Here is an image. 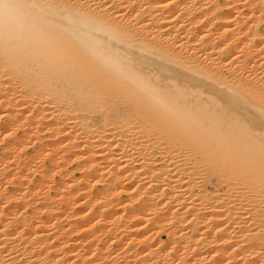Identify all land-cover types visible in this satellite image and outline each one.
<instances>
[{
	"label": "bare ground",
	"instance_id": "6f19581e",
	"mask_svg": "<svg viewBox=\"0 0 264 264\" xmlns=\"http://www.w3.org/2000/svg\"><path fill=\"white\" fill-rule=\"evenodd\" d=\"M0 121V264H264V0H0Z\"/></svg>",
	"mask_w": 264,
	"mask_h": 264
},
{
	"label": "rangeland",
	"instance_id": "374dc122",
	"mask_svg": "<svg viewBox=\"0 0 264 264\" xmlns=\"http://www.w3.org/2000/svg\"><path fill=\"white\" fill-rule=\"evenodd\" d=\"M231 89H232V88H229L230 91H231ZM232 92L235 93L237 96L240 97V94H239V93L237 92V90H235L234 88L232 89ZM247 106H248V105H247ZM248 107L250 108L251 106L249 105ZM95 120H97V121H95ZM95 120H94V121H95L96 123L99 122V118H95ZM0 124H2V121H0ZM97 124H98V123H97ZM31 148H32V146H31L30 148L27 149L28 153H31V152H32V149H31ZM166 151H167V150H165V152H166ZM165 152H161V153H160V152H159V153H158V152H153V153H152V152H147V151H142V152L136 151V152H134V154H133V151H132V152L129 153V156H128V157H129V158H128L129 161H128V163L131 161L129 164H131V165L133 164V165H134V166L132 165V166H133V169L136 168V169H135L136 172H135L134 170H132V171H131L132 173H130V169H131V167H130V165H129V166H128V169H129V170L127 171V172L130 173V177L133 175V176H132V179H131V178H130L131 180L129 179V182H133V183H129V185H130V186L133 185V186L131 187V189H129V185L127 186L128 189H129V190H128L129 194H130V190H132V188H134V189H133L132 192H131L132 194H130V195L128 194L127 197H126L127 202H128V203L131 202V203H130L131 205H128V208H130L129 210L131 211V213H134L133 210L136 208V205H135V202H134V198H135V197H132V195L136 194V197H138V195H139V194H138V191H136L137 193H136V192H133L134 190H137V186H138V181H137V179H138V178L140 179V178L143 177V176H145V177H143V181H144L145 179H146V180L148 179L147 182H146V180H145V182L142 183V185H144V186L141 185L142 188H143V190H144V187H145V186H147V189H145L144 191H142V189L140 190L141 192H145V193H141V195L146 199V198L148 197V194H147V197H146V192L149 193L148 191H150V190H154L153 188H150V186H149V185L151 184V182H152V181H151L152 177L150 176V174H148V172H149L151 169H155V168H158V170H160L161 168H163V170H164V167L166 168L165 170H168V171H169V167L171 166L170 163L172 162V160L169 159V157H170V158L173 157V156L176 157L178 162H176V161H175V162L178 163V164H179V162H180L179 165L182 166V168H184V169H185V168H190V167H192V165H193V167L195 166L194 168H196V167H199V168L201 167V168H202V167H203V168H204V169L202 168L203 172H204V173H208L206 176H208L209 179H208V177H207V178L205 177L208 181L211 180L212 182L215 181V183H216V182L218 183L222 171H223V173H222V174H223V178H225L226 180L229 179V173H228V171H227V169H228V165H227V168H226V164H227V163H225V164H223L224 162L222 163L223 168H224V169L226 168V169H225V170H224V169H223V170L221 169L222 171L219 173L218 170H217V172H216V168H215V166H212V165H213L212 162H211V165H210V164H206L207 162L205 161L206 163L204 164V166H203V164L201 163V160H198V161L195 162L196 158L198 159L197 154H193V156H191V155L188 154V153H177V154L172 153V154H171L170 151H169L168 153H170L172 156L170 155V156L168 157L169 154H168V153H165ZM131 153L133 154V156H131ZM135 153H139V154L137 155V157H138V156H141V157L138 158V160L136 159L137 157H136V154H135ZM157 153H158V154H157ZM151 154H153V155H151ZM154 154H155V155H154ZM174 154H175V155H174ZM144 155H145V156H144ZM156 155H157V156H156ZM162 155H163V156H162ZM166 155H167V156H166ZM194 155H196V156H194ZM143 156H144V157H143ZM150 156H152V158H150ZM189 156H190V157H189ZM210 156H212V155H210ZM113 157H114V156H113ZM135 157H136V158H135ZM142 157H143L144 159H143ZM199 157L201 158L202 156H199ZM132 158H133V159H132ZM191 158H192V160H191ZM140 159H141V160H140ZM150 159H152V160H150ZM165 159H168V160H165ZM134 160H136L137 162L134 161ZM143 160L146 161V162H143ZM147 160H148V161H147ZM133 161L135 162V164L132 163ZM140 161H141V162H140ZM155 161H156V162H155ZM202 161H203V160H202ZM209 161H210V160H209ZM150 162H151V163H150ZM138 163H141V164L138 165ZM146 163H147L148 165H146ZM160 163H161V164H160ZM168 163H169V166H168ZM194 163H195V165H194ZM197 163H200L201 166H200L199 164H197ZM203 163H204V161H203ZM136 164H137V165H136ZM153 164H154V165H153ZM166 164H167V165H166ZM181 164H184V166L181 165ZM186 164H187V165H186ZM189 164H191V165L189 166ZM90 165H91V163H90ZM90 165H89V166H90ZM144 165H145V166H144ZM149 165H150L151 167H150ZM185 165H186V167H185ZM196 165H199V166H196ZM207 165H208V167H207ZM139 166H140V167H139ZM141 166H144V167H141ZM153 166H154V167H153ZM167 166H168V167H167ZM137 167H138V168H137ZM212 167H213V171H212V172H213V173H217L216 175H218V176H216V175L214 174L215 177H213V173H211ZM159 168H160V169H159ZM182 168H180L181 171H182ZM201 168H200V169H201ZM214 168H215V170H214ZM114 169H116V168H114ZM137 169H138V170H137ZM148 169H149V171H148ZM206 169L208 170V172H205ZM209 170H210V171H209ZM181 171H180V172H181ZM139 172H140V173H139ZM209 172L211 173L212 176L209 175ZM225 172H227V173H225ZM129 173H128V174H129ZM134 173H135V174H134ZM204 173H202V174L205 175ZM224 173H225V174H224ZM146 174H147V175H146ZM136 175H137V176L139 175V176L137 177V179L135 178ZM140 175H142V176H140ZM151 175H152V174H151ZM147 177H148V178H147ZM150 177H151V178H150ZM226 177H228V178H226ZM133 178H135L136 182H135V180H134ZM217 179H218V180H217ZM225 179H223V180H225ZM133 180H134V181H133ZM152 180H153V179H152ZM228 181H229V180H228ZM228 181H227L226 183H230V182H228ZM222 182L225 183V181H222ZM148 183H149V185H148ZM92 184H93V183H92ZM94 184H95V183H94ZM94 184H93V185H94ZM135 184H136V185H135ZM93 185H92V186H93ZM92 186H91V187H92ZM141 186H139V188H141ZM207 186H208V184H203V185H201V189H203V188L207 189V188H208ZM223 186H225V184L220 185V186H219V189H220L221 191H223V192H226L225 187H226L227 185H226L225 187H223ZM99 187H100V186L93 187V188H94L93 191L95 190L94 192L97 193V192L101 189V187H100V188H99ZM221 187H223V189H222ZM97 188H99V189H97ZM145 188H146V187H145ZM226 188H227V187H226ZM96 189H97L98 191H97ZM147 190H148V191H147ZM101 191H102V190H100L99 192H101ZM96 193H95V194H96ZM137 194H138V195H137ZM233 195H234V196H233ZM129 196H131V197H129ZM134 196H135V195H134ZM128 197H129L130 199H129ZM225 197H226V196H225ZM232 197H233V198L235 197V194H234V193L232 194ZM128 199H129V200H128ZM135 201H136V200H135ZM225 201H226V199H225ZM129 206H131L133 210H131V207H129ZM224 206H225V204H224ZM130 211H129V212H130ZM207 224H208V223H207ZM208 225H209V226H212L211 224H208ZM204 226H205L204 229H206V228H207L206 224H205ZM209 226H208V229H206L207 232H208L209 230H211L212 228H214V226H213L212 228H211V227L209 228ZM211 231H212V230H211ZM211 231H210L208 234H210ZM162 233H163V232H161L160 235H158V239H159L158 241H160L161 243H163V242H164V243H167V242H168L167 234H165V233L162 234ZM223 238H224V236H223ZM162 241H163V242H162ZM219 248H220V247H219ZM219 248H218L217 250H219ZM213 249H216V248H213ZM211 251H212V249H211ZM214 251H215V250H214ZM221 251H222V249H221Z\"/></svg>",
	"mask_w": 264,
	"mask_h": 264
}]
</instances>
